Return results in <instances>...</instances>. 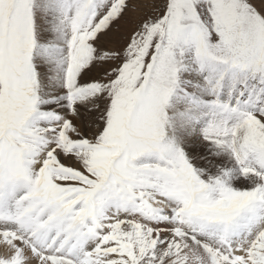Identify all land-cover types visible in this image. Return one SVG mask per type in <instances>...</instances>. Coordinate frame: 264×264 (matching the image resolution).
Instances as JSON below:
<instances>
[{"label":"snow or ice","instance_id":"1","mask_svg":"<svg viewBox=\"0 0 264 264\" xmlns=\"http://www.w3.org/2000/svg\"><path fill=\"white\" fill-rule=\"evenodd\" d=\"M0 264H264V0H0Z\"/></svg>","mask_w":264,"mask_h":264}]
</instances>
